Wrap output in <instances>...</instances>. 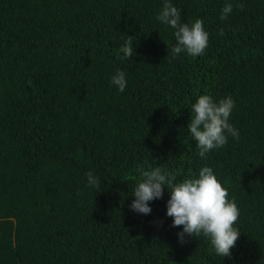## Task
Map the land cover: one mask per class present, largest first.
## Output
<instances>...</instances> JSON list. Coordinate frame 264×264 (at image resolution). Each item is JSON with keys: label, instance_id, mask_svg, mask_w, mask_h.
Returning <instances> with one entry per match:
<instances>
[{"label": "trees", "instance_id": "1", "mask_svg": "<svg viewBox=\"0 0 264 264\" xmlns=\"http://www.w3.org/2000/svg\"><path fill=\"white\" fill-rule=\"evenodd\" d=\"M162 2L0 0V264H264V0H234L226 19V0H173L209 33L175 58ZM205 91L234 98L239 136L200 157L187 124ZM142 164L214 168L240 209L230 255L178 240L167 188L149 213L129 207Z\"/></svg>", "mask_w": 264, "mask_h": 264}, {"label": "clouds", "instance_id": "2", "mask_svg": "<svg viewBox=\"0 0 264 264\" xmlns=\"http://www.w3.org/2000/svg\"><path fill=\"white\" fill-rule=\"evenodd\" d=\"M234 0H226L220 11V18L226 19L232 12ZM237 6H242L237 3ZM157 19L173 29L175 43L171 46L173 58L182 52L196 56L207 47L209 33L204 27L202 17L185 21L173 0H163ZM122 57L132 56L134 52L132 35L121 45ZM110 83L118 91L127 86L126 73L117 68L110 76ZM235 105L231 95L219 99L210 92L198 94L190 104V119L187 130L196 142L198 155L206 157L210 150L223 146L229 136L237 138L239 130L230 122ZM143 178L136 182L131 190L133 199L129 207L136 212L149 213V201L160 198L165 188L169 192L165 214L170 216L173 226H182L177 231V238L184 242L186 235H203L213 250L221 257L230 255L240 229L236 226L240 209L234 197L229 196V189L221 181L214 168L209 164L199 166L181 179L176 178L175 169L140 165ZM90 185L97 186L100 179L92 170L86 172Z\"/></svg>", "mask_w": 264, "mask_h": 264}]
</instances>
